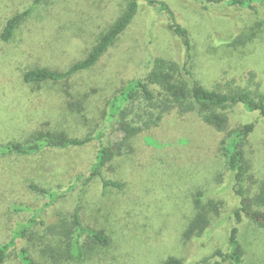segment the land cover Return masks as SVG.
<instances>
[{"label":"rangeland","instance_id":"1","mask_svg":"<svg viewBox=\"0 0 264 264\" xmlns=\"http://www.w3.org/2000/svg\"><path fill=\"white\" fill-rule=\"evenodd\" d=\"M127 1L49 0L35 8L10 43L0 42L1 144L25 141L40 130L65 132L73 138H96L99 131H106V143L124 154L118 144L133 133L134 123L132 126L130 117V122L110 125L106 117L109 102L117 90L145 74L155 57L181 64L187 61L183 40L169 28L176 23L190 34L196 49L193 72L206 88L230 84L256 91L260 83L264 91V28L257 26L252 10L209 3L203 6L197 0H157L170 9L174 18L168 11L155 10L142 1L136 19L117 44L93 69L71 80L75 94H81L77 96L88 95L82 114L69 110L66 101L59 99L62 85L36 87L23 82V74L31 68L66 71L85 59L125 10ZM33 3L34 0H0V31L9 18ZM256 6L264 21V4ZM254 30L258 33L254 34ZM244 32L255 38L238 47L229 45V39ZM251 73L257 76L254 81H250ZM228 115L225 133L214 136L209 131L219 143L258 116L241 105L229 110ZM202 124L195 115L167 116L161 126L182 135L175 133L165 143L157 141L160 145L158 138L142 136L146 151L141 160L133 161L126 155L113 158L104 168V176L121 182L122 188H110L106 193L100 178L92 180L83 192L85 180L79 179L82 175L86 179L96 162L100 148L97 139L85 147L46 151L33 158L0 156V182L13 178L19 169L24 173L22 178L11 180L5 193L0 188V244L10 240L18 223L28 222L48 202V196L30 190L29 181L60 195L38 218L35 237L19 239L18 246L11 249L7 264L21 263L18 248L24 244L38 255L35 249L45 234L41 221L55 225L71 219L79 200L85 225L103 230L111 246L88 253L81 263L69 264H165L170 258L193 264L220 249L227 252V234L234 225L233 213L239 199L230 190L229 182L225 183L228 172L219 145L189 162L179 161L169 153L170 148L186 144L187 133ZM247 152L249 182L256 185L264 177V121L257 126ZM199 191L207 194L206 200L220 201L222 210L203 235L185 241L184 231L195 214L194 200ZM14 206H28L30 210L20 213L14 211ZM241 230L245 232L242 242L249 257L261 255L258 263L264 264V229L245 220Z\"/></svg>","mask_w":264,"mask_h":264},{"label":"trees","instance_id":"2","mask_svg":"<svg viewBox=\"0 0 264 264\" xmlns=\"http://www.w3.org/2000/svg\"><path fill=\"white\" fill-rule=\"evenodd\" d=\"M47 1L49 0H34L32 7L9 18L0 31V42L2 44L10 43L21 25L32 16L35 8ZM142 1H145L155 10L168 11L170 16L174 18V14L161 1L128 0L125 10L100 36L85 59L75 63L66 71L43 67L31 68L23 74V82L28 86L36 87L62 85L59 99L66 101L69 110L82 114L87 107L88 95L77 96L81 94L79 92L75 94L71 80L75 76L93 69L103 56L117 44L136 19ZM197 1L203 6L204 3H209L223 7L251 9L258 20L257 26L264 28V21H261L262 13L256 6L264 4V0ZM204 9L206 10V8ZM169 28L183 40L187 61L181 64L174 59L155 57L148 63V70L145 74L131 80L122 89L117 90L109 102L106 117L110 125L130 122V117L131 125L134 123V126L132 125L133 133L127 135L118 144L124 154L116 151L109 142L106 143V131H99L96 138L93 136L73 138L65 132L40 130L30 134L25 141L0 143V156L33 158L46 151L85 147L97 139L100 141V148L96 162L91 168L90 175L86 179L82 175L79 179L80 181L85 180L83 192L92 180L100 178L104 193H106L110 188H122L121 182L106 179L104 176V168L113 158L126 155L133 161L141 160L146 151L142 145V136H149L155 140L158 138L156 142L165 143L167 137L174 136L175 133L182 135L180 131L176 132L161 126L162 121L167 116L178 114L189 118L195 115L203 124L200 125L199 129L190 131V134L187 133L186 136L189 140L186 144L170 148L169 153L173 154L179 161L189 162L194 157H199L206 151H212L216 145H219L218 150L221 152L228 172L225 183L229 182L231 185L230 190L239 199V205L233 213L234 225L227 234L229 250L225 252L220 249L212 257L193 264L258 263L262 256L256 255V259L255 256H252V259L249 257L242 242L245 232L241 230V226L245 220H249L254 226L260 227V230L264 229V177L257 183L255 182L256 185H251L249 182L250 161L247 152L257 126L261 121H264V91L261 89L260 83H257L256 91L230 84L227 87L206 88L196 79L193 72L196 49L188 30L177 23L169 26ZM253 32L254 34L258 33L257 30ZM254 34L244 32L231 38V40L229 39V45L238 47L248 44L255 38ZM250 76V81H254L253 79L257 77L255 73H251ZM239 105L243 106L247 112L257 113V119L237 128L231 134L223 137L219 143L216 138H212L209 131L214 136L218 132L225 133L229 123V110ZM206 127L208 129H205ZM153 132L156 136L153 135ZM23 174L19 169L13 178H22L20 175ZM13 178H5L4 181L0 182V188L4 190V193ZM28 184L31 191L48 196V202L28 222L18 223L10 240L0 244V264L9 262L10 251L13 247L18 246L19 239L26 241L27 238L33 239L35 237L34 232L38 225V218L42 217L46 210L53 205L52 201L60 196L58 191L44 188L34 181H29ZM206 198L207 194L204 191L197 192L194 200L195 214L183 235L185 241H191L203 235L212 226L215 217L217 218L221 213L222 203L214 199L206 200ZM28 210H30L28 206H14L16 212L23 213ZM41 225L45 226V234L41 236L43 239H41L40 247L35 249L38 255H33L27 244L21 245L18 248L20 264L81 263L86 259L88 253L93 254L98 248L106 249L111 246V239L103 230L85 225L81 215V200L76 203L71 219L61 220L59 224L55 225H47L41 221ZM213 258L214 261H212ZM165 264L188 263L181 259L170 258Z\"/></svg>","mask_w":264,"mask_h":264}]
</instances>
